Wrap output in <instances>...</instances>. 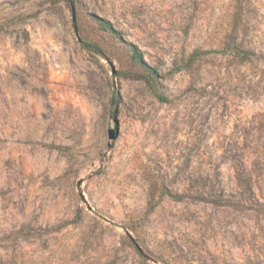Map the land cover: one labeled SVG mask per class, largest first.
Instances as JSON below:
<instances>
[{"label":"rangeland","instance_id":"obj_1","mask_svg":"<svg viewBox=\"0 0 264 264\" xmlns=\"http://www.w3.org/2000/svg\"><path fill=\"white\" fill-rule=\"evenodd\" d=\"M242 156L264 202V0H0V264H264Z\"/></svg>","mask_w":264,"mask_h":264},{"label":"trees","instance_id":"obj_2","mask_svg":"<svg viewBox=\"0 0 264 264\" xmlns=\"http://www.w3.org/2000/svg\"><path fill=\"white\" fill-rule=\"evenodd\" d=\"M68 1V0H67ZM69 2H73V0H69ZM99 27L104 32L113 35L114 38L117 40H122L120 35L108 24L101 21ZM128 50L130 52L131 60L136 65V67L140 70L139 74L137 75L139 79H141L149 91L160 101L166 102L167 98L165 97L164 93L161 90L159 84V75L156 68L149 66L143 59L141 51L132 43L125 42ZM230 56L238 61H247L251 54L242 49L239 44L233 42V45L229 47ZM211 52L215 51H198L195 50L190 53L186 58L181 60V64L177 67L176 70L178 72L181 71H189L196 63L201 61L204 55L210 54ZM246 157L242 156L241 161L239 162V167L236 168V186L240 191V196L243 200V206L249 210H253L255 212H264V202L261 201L258 193V187L255 181V175L253 171L247 167L246 165ZM136 252L139 256L142 257V251L138 247V245L134 244Z\"/></svg>","mask_w":264,"mask_h":264},{"label":"water","instance_id":"obj_3","mask_svg":"<svg viewBox=\"0 0 264 264\" xmlns=\"http://www.w3.org/2000/svg\"><path fill=\"white\" fill-rule=\"evenodd\" d=\"M108 137H109V139H114L115 138L113 130H109Z\"/></svg>","mask_w":264,"mask_h":264}]
</instances>
